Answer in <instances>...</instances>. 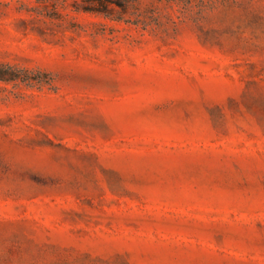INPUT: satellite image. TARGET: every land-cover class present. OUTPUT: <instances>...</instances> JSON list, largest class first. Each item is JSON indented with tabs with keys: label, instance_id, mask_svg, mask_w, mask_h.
Segmentation results:
<instances>
[{
	"label": "rangeland",
	"instance_id": "rangeland-1",
	"mask_svg": "<svg viewBox=\"0 0 264 264\" xmlns=\"http://www.w3.org/2000/svg\"><path fill=\"white\" fill-rule=\"evenodd\" d=\"M0 264H264V0H0Z\"/></svg>",
	"mask_w": 264,
	"mask_h": 264
},
{
	"label": "trees",
	"instance_id": "trees-1",
	"mask_svg": "<svg viewBox=\"0 0 264 264\" xmlns=\"http://www.w3.org/2000/svg\"><path fill=\"white\" fill-rule=\"evenodd\" d=\"M2 72L0 71V80H12L14 79L13 76L9 74H1Z\"/></svg>",
	"mask_w": 264,
	"mask_h": 264
}]
</instances>
